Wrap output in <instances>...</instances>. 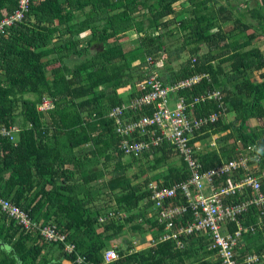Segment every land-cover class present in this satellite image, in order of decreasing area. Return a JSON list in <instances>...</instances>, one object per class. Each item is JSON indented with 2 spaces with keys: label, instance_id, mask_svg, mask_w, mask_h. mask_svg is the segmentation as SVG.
<instances>
[{
  "label": "trees",
  "instance_id": "obj_1",
  "mask_svg": "<svg viewBox=\"0 0 264 264\" xmlns=\"http://www.w3.org/2000/svg\"><path fill=\"white\" fill-rule=\"evenodd\" d=\"M179 1L183 0H31L24 19L0 34V130H17L11 132L12 139L0 135V196L26 212L35 223L55 225L75 247L74 255L68 256L62 244L45 242L38 234L22 230L0 207V264H75L77 255L84 257L87 264H101L103 251L111 248L119 259L110 264H220L212 259L215 252L206 250L203 238L189 237L187 246L180 251L170 241L131 254L128 251L132 243L126 248L112 244L125 230L140 236L145 232L143 223L153 226L147 219L152 206L146 190L149 178L138 184L134 180L162 167L166 169L158 176L164 177L166 184L189 176L186 165L173 161L176 155L168 145L151 157L146 155L145 160L124 161L118 150L119 137L107 118L111 108L136 94L137 85L145 77L146 58L161 59L165 50L160 31L184 14L174 8ZM186 1L191 7L185 9V15L194 22L187 35L189 44L194 45L192 53L197 54L203 45L209 51L192 67L191 60H187L164 81L208 75L209 81L203 79L178 95L188 101L218 91L219 99L197 103L195 116L222 113L219 121L203 128V136L197 139L203 146L195 157L207 170L235 158L237 150L248 156L257 154L264 172V53L252 47V41L264 32V0H255L252 7L242 6L244 11L225 0L220 6H215L216 0ZM17 3L18 0H0V20L2 12L12 13ZM86 8L90 11L84 12ZM76 9L87 19L76 26L69 25L72 10ZM226 12L234 13L236 19L224 30L220 23L229 21L224 16ZM97 14L101 16L96 21ZM30 17L35 21L33 25ZM169 17L170 22L164 21ZM47 24L52 26L47 28ZM61 28L69 38L52 44V35ZM180 28H184L181 22ZM87 30L90 37L80 49L74 35ZM154 31L157 34L152 36ZM129 32L136 35V40L130 46L118 43ZM90 49L94 54L87 61L76 62L72 67L62 62L49 73L45 71L51 62L80 58ZM50 55L55 61L47 60ZM216 59L225 67L217 69ZM221 73L225 74L224 80L220 79ZM224 81L233 86V92H227ZM125 87L129 89L123 98L117 91ZM105 88H112V94H107ZM43 99L52 105L46 111L38 109ZM18 106L20 128L15 125ZM229 114L233 115V122L224 123ZM253 123L258 127H252ZM215 135L216 146L209 148ZM90 144L92 149L82 150ZM144 161L146 167L127 176L131 167ZM97 164L100 167L90 172L91 166ZM106 174V182L99 183ZM101 192L110 197L112 206L93 207ZM260 192L264 195V178ZM112 211L126 216L98 222L99 216L106 217ZM261 212L263 206H252L237 217L249 230L237 250L239 259L252 254L264 257ZM228 230H235L233 222Z\"/></svg>",
  "mask_w": 264,
  "mask_h": 264
},
{
  "label": "built area",
  "instance_id": "obj_2",
  "mask_svg": "<svg viewBox=\"0 0 264 264\" xmlns=\"http://www.w3.org/2000/svg\"><path fill=\"white\" fill-rule=\"evenodd\" d=\"M30 4L31 0H18L17 8L12 13L3 11L0 34L5 28L21 22L29 12ZM161 69L160 59L148 56L143 65L145 77L137 85L136 94L111 108L107 118L112 121L119 137L118 150L123 157L145 160L146 155L151 157L161 147L168 145L176 158L186 165L189 176L172 184H166L164 177L158 176L160 172L149 178L146 190L152 206L147 219L153 222V226L142 224L148 233H141L131 242L132 248L128 254L169 241L173 242L175 250H184L189 237H194L206 241V250L215 252L212 259L219 260L220 264H261L263 255L252 254L239 259L237 254L243 234L249 231L237 217L252 206L264 207V195L260 192L261 176L256 175L257 166L261 164L260 156L236 152L235 158L203 170L195 157L196 151L203 146L197 139L203 136V128L219 121L222 113L212 112L206 117L197 118L194 107L199 102L219 99L220 93L212 91L186 101L178 95L179 91L191 89L203 79L209 81L208 75L193 74L186 79L166 83ZM51 106L48 99H43L38 109L46 111ZM14 131L17 130L2 128L0 135L12 139L11 132ZM216 138V135L212 136L209 148H215ZM0 207L22 230L38 234L45 242L62 244L68 256L74 255V245L67 242L65 233L55 225L35 223L26 212L1 196ZM116 215L120 218L126 216L112 211L106 217L99 216L98 222L102 224L106 218ZM259 220H264V212L260 213ZM232 222L235 230L229 231L228 225ZM154 233H157L156 236ZM118 259V253L113 248L104 250L101 264H110ZM73 263L87 264L85 258L78 255Z\"/></svg>",
  "mask_w": 264,
  "mask_h": 264
},
{
  "label": "rangeland",
  "instance_id": "obj_3",
  "mask_svg": "<svg viewBox=\"0 0 264 264\" xmlns=\"http://www.w3.org/2000/svg\"><path fill=\"white\" fill-rule=\"evenodd\" d=\"M225 1L230 2L231 6L238 7L240 10L244 11V8L242 6H248L249 5L250 7H252V6H254L255 0H225ZM225 1L224 0H216L215 6H220L221 4L225 3ZM190 7H191L190 3L187 2L186 0L179 1L178 3H176L174 5L176 12H182V13L184 12V14L177 17L178 19L177 18L175 19V20H178L177 22L174 20V22H173L174 24H170L164 31L163 30L160 31V34L162 36L161 42L164 44V50H165L161 53V56H160L161 57L160 61L162 62L161 75L163 76V78L169 77L173 72L178 71L180 68H182V66L187 64V62H188L187 60H191V63H192L193 60L198 59L201 55H203L204 53L206 54L209 51V48L206 47L205 45H203V46H200V49H199L197 54L192 53L194 45L189 44V40H188L187 35H189L190 32L192 31L191 28L194 25V22H193V20L189 21V20H191V18L187 19L188 15H185V9H190ZM88 11H90L89 8H86L84 10V12H88ZM72 15H73V20L69 23V25L74 24L76 26V25L80 24L78 22H82L85 19H87V17H84L82 14V11H80L79 9L72 10ZM100 16L101 15L97 14L98 18L96 17V21L100 19L99 18ZM224 16H226L229 19V21H224V22L220 23V27L224 30H227L232 26L234 20L236 19V15L234 13L232 14V13L226 12L224 14ZM29 20L30 21L32 20L31 25H33L35 21L31 17L29 18ZM247 20L249 21V19H247ZM164 21L170 22L171 18L170 17L166 18V19H164ZM179 22H181V24L184 25V28L178 29ZM144 23L147 24V21H145ZM97 24H100V26H101L102 22L98 21ZM51 26H52L51 24H49V25L47 24V28H50ZM54 26H56L55 23H54ZM249 32H252V31L250 30ZM156 34H157V31L152 32V36H155ZM89 37H90V31L89 30L79 32L76 35H74V39L77 41L78 47L80 49H82L86 46L85 44H86L87 40L89 39ZM67 38H69V35H64V28H61V29H58L57 33H54L52 35L51 43L52 44L54 42L56 43L59 40L63 41V40H66ZM135 38H136V35L133 32H129L127 35L120 37L118 39V43L124 44V46H130L132 44V42H134L136 40ZM130 42H131V44H130ZM252 47H257V48H259V50L261 52L264 53V32L257 35L256 39H254L252 41ZM190 48L192 49L191 51H190ZM93 54H94V52L92 49L86 50V51H84V54L80 58H74L73 57V58L69 59V61H67V62H65L63 60L62 61L61 60L55 61L54 56L50 55L49 57H47V60L55 61V62L49 63L47 65V67L45 68V71L47 73H49L51 68H54L56 66L57 67L61 66L62 62L64 64L67 63L68 65H70L72 67L76 62L79 63L82 60L87 61V60L91 59ZM212 54L216 55V52H214V53L212 52ZM214 65L219 70H220V68L222 69V66H223V68L225 67V65L220 64L219 60H217V59L214 61ZM254 76L257 77V74L253 73V77ZM220 79L224 80L225 74L221 73ZM223 87L226 88L227 92H229V90L231 92H233V86L229 85V83L227 84L226 81L223 82ZM128 89L129 88H127V87L121 88L117 91V93L119 96L125 98L126 97L125 93L127 92ZM104 90L107 94H112V91H113L112 88H107V89L105 88ZM15 114H16L15 125L20 128V126L22 125V119H21V108L19 106L16 108ZM223 121H224V123L233 122V115L232 114L226 115V117H225V119H223ZM252 127L257 128L258 125L256 123H253ZM234 136H236V135H234ZM92 148H93V144H90L88 146H84L82 150L83 151H85V150L89 151ZM236 149H238V147ZM236 149H235V151H236ZM236 152H238V150ZM126 160H130V159L125 157L124 161H126ZM173 161L176 163L179 162V160L176 157H174ZM100 165L101 164H99V166H98V164L96 166H94V165L91 166V168L89 169L90 172L97 170L100 167ZM144 167H146V162L145 161L140 162V166L134 165L133 167H131V169H129L126 172V174H127V176H133L134 174L139 172V170H140L139 168L143 169ZM110 168H111V166H108L107 170H109ZM165 168L166 167H162L161 169H157V170H153L151 172H148V173L144 174L143 176H140L138 179L134 180L133 183H135V184L142 183V181L145 177L152 178L153 175H156V173L161 172L160 170H165ZM261 168H262L261 164L257 166L258 175L261 176L260 181H261V179L264 178V172H261ZM105 172L107 173V171H105ZM108 178H109V175L106 174L104 177L100 178L98 182L99 183L106 182V180ZM102 191H104V190H102ZM96 199H97L96 203H95V205H93L94 208L95 207H101L105 204L110 205V206L113 205V203H112L113 201L110 199V197L105 195L103 192L99 193L98 196L96 197ZM147 233H148V231L145 232V234H147ZM132 236H133V239L131 238ZM138 237H139L138 234L132 235L130 232L125 230L124 234L122 236L114 239L112 244H113V246L123 244V246L126 248L127 246H129V244L131 246V242L133 240L137 239ZM124 247H123V249H124Z\"/></svg>",
  "mask_w": 264,
  "mask_h": 264
}]
</instances>
